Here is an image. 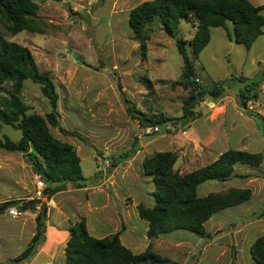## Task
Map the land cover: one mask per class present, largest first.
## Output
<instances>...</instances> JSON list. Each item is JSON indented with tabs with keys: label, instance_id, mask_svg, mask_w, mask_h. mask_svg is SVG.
<instances>
[{
	"label": "rangeland",
	"instance_id": "374dc122",
	"mask_svg": "<svg viewBox=\"0 0 264 264\" xmlns=\"http://www.w3.org/2000/svg\"><path fill=\"white\" fill-rule=\"evenodd\" d=\"M34 1L38 4L34 20L41 32L22 30L12 35L1 20L0 30L7 41L26 46L37 68L50 74L58 95L59 124L66 130L78 131L84 137L82 141L61 133L57 127L48 126L53 136L74 146L86 179L84 187H97L102 183L110 193L113 207L121 212L125 203H130L123 211L120 223L125 226L122 234L126 239L129 237L131 242L123 239L122 243L134 253L143 252L150 244L154 253L165 258L166 262L157 264H230L232 259L237 264L238 248L231 233L236 220H261V225L258 223L257 226H261L264 237V213L258 218L247 215L233 219L229 215L227 223L218 217L219 224L218 228L214 227L215 230L211 229L210 219L208 225L205 223L210 235L208 240V236L177 229L162 234L165 237L158 235L153 243H149L145 238L147 223L139 217L135 206L142 203L150 207L153 203L151 193L154 184L150 177L143 176L141 163L144 157L155 152H175L177 158L173 169L182 174L209 162L210 149L212 155V150L227 145V149L262 154L259 167L240 164L237 166L239 171L264 170V33L249 49L229 39L222 27L210 28V40L196 56L192 54V46L186 44L196 80L202 87L210 88L218 79H233L228 81L229 86L225 87L219 99L212 100L206 96L195 104L193 110L196 117L185 123L180 117L189 88L172 83L180 79L183 71V60L175 39L189 41L196 30L193 19L190 22L181 21L174 38L165 34L158 21L148 24L145 31L149 39L146 42V58L143 59L138 40L128 24V12L145 0ZM249 1L264 7V0ZM227 26L232 30L231 22L227 21ZM240 76L251 80L262 78L255 89L257 96L251 98L252 110L247 113L238 104V91L243 86L238 82ZM117 77L123 92L140 110L147 115L163 114L173 119L166 126L169 132L141 127L136 119L127 114L117 89ZM21 99L29 106V112L44 115L51 109L49 100L41 93L40 85L30 79L24 80ZM3 134L14 142L21 137L19 130L0 122V135ZM215 141L218 146L213 145ZM134 142L138 144L136 153L128 160L116 162L119 170L126 174L131 171L129 177L124 178L120 171L111 175L116 167H113V162L131 150ZM0 152L5 154L0 156V242L3 244L6 239L2 236L3 232L7 230L10 235L8 247L0 250V259L7 260L0 264H9L7 261L17 256L31 238L39 209L23 210L22 215L12 218L6 213L5 204L18 200L17 205L20 206L36 199L35 181L39 175H32V166L28 165L21 153L1 148ZM186 160L188 162L185 163ZM249 178L252 187L264 185V171ZM74 185L68 183L63 186L69 189ZM52 190L55 191L54 188ZM46 191V198L51 196L54 202L46 205V223H50L54 217L51 209L55 208L56 201L71 196L76 200L69 199L61 204V209L70 215L71 221H77L82 212L81 215L88 219L90 235L96 233L97 237H103L112 233L117 219L109 212L106 218L101 213L102 221L106 222L93 225L98 221V216L94 211H88V206L85 207L88 203L85 194L89 196L87 190L55 195L54 198L51 189ZM104 198L105 193H98L89 203L101 204ZM77 200L82 208L76 213L78 208L72 202L78 203ZM261 205L255 211L264 212V208L260 209ZM93 227L97 229L96 232ZM174 236L196 238L192 246L186 247L170 244L169 238ZM247 242L248 239L242 245H247ZM238 264L248 263L242 261Z\"/></svg>",
	"mask_w": 264,
	"mask_h": 264
},
{
	"label": "trees",
	"instance_id": "16d2710c",
	"mask_svg": "<svg viewBox=\"0 0 264 264\" xmlns=\"http://www.w3.org/2000/svg\"><path fill=\"white\" fill-rule=\"evenodd\" d=\"M38 4L34 0H0V20L5 29L12 35L22 30L41 32L34 20ZM196 22V30L189 41L175 39V44L183 60V71L180 79L173 84L189 88L188 96L182 103L180 119L187 123L196 117L194 105L203 101L206 96L212 100L221 97L228 81L233 78L218 79L210 88L202 87L196 80L193 64L186 50V44L192 46V54L198 55L210 40V28L222 27L229 39L242 43L249 49L253 42L262 35L264 27V7L254 5L249 0H145L132 7L128 12V24L138 40L142 58H146L149 39L146 26L158 21L166 35L174 38L181 21ZM232 23V30L227 26ZM264 71L262 72V77ZM30 79L40 85L41 93L50 103L51 109L44 115L29 112V106L21 99L24 80ZM260 80L238 77L242 88L238 91V104L244 109L246 101L257 96L255 89ZM6 86V87H5ZM149 86V84H147ZM117 89L127 114L138 121L141 127L158 126L165 129L172 118L163 114L147 115L140 110L123 92L117 77ZM0 122L17 129L21 133L18 141L0 135V148L8 152H19L31 164L50 189L52 184L63 185L75 182L83 186L86 180L81 172L80 158L74 146L53 136L49 125L57 127L65 135L84 141V137L75 130L63 128L59 117L58 95L54 82L48 72L40 71L31 51L15 42H9L0 30ZM247 113V112H245ZM134 142L131 150L118 156L117 163L130 159L137 151ZM177 154L173 151H159L143 159L141 167L144 176L151 177L154 183L152 206L138 203L135 207L140 218L148 223L147 237L182 229L208 236L205 222L214 212L239 204L251 197L250 188L231 187L227 190L210 192L204 196L197 195V186L206 180L225 181L232 177L236 164L258 166L262 162L260 152L227 149L221 152L212 162L186 173L180 174L173 169ZM117 162V163H116ZM51 191H53L51 189ZM51 197V196H48ZM18 200L7 201V205H17ZM38 200L32 199L20 205L23 211L35 209ZM264 208V203L260 209ZM264 212L254 211L249 216L260 217ZM47 206L41 203L35 216V232L25 248L7 261L19 264L29 259L39 244L45 240ZM248 216V217H249ZM245 218V217H244ZM121 228L109 235L96 238L89 234L86 221L81 218L71 224L69 237L64 248L65 264H157L166 262L165 258L154 253L150 244L141 253H133L120 240ZM250 255L258 264H264V237L257 236L250 245ZM232 259L230 264H234Z\"/></svg>",
	"mask_w": 264,
	"mask_h": 264
},
{
	"label": "crops",
	"instance_id": "0c3cea01",
	"mask_svg": "<svg viewBox=\"0 0 264 264\" xmlns=\"http://www.w3.org/2000/svg\"><path fill=\"white\" fill-rule=\"evenodd\" d=\"M213 145H217V141L213 142ZM225 150H227V145H226L225 148H215L214 150H212V155H211V149H210V151H208V153H209L208 156H211V159L206 164L212 162L214 159L217 158V156L221 152H223ZM2 154H4V153L0 152V156ZM215 154H217L216 157H214ZM23 159H25V161L28 162L25 157ZM186 162H188V161L186 160L185 163ZM29 164L30 163L28 162V165ZM206 164H204V165H206ZM259 165L255 166V167H259ZM237 166H241V165L240 164H236L234 166V170H233V174H232L231 178H229V179H227L225 181H222V182L221 181H217V180H214V181H211V180L207 181L206 180V181L201 182L197 186L196 192H197L198 196H204V195H206V194H208L210 192L220 191V189L227 190V189H229L231 187H237V188H246L247 187V188L251 189V197L248 200H246L244 202H241L239 204L224 208V209L219 210L217 212H214L211 215V217L206 222H207V225H208V221L210 219H212L211 220V229L212 230H215V228H218V226H217L219 224L218 223V217H221L219 220L220 221L223 220L224 223H227L229 215H231L233 219L239 218V217L244 218L247 215L252 214L264 202V185L262 184V185L257 186V187H252L251 183H250V178H249L251 176H254L255 174L257 175L259 173H263L264 170H262V169H259V170L251 169L250 171H248V170H244L243 169V171L242 170L239 171L237 169ZM141 169H142V167H141ZM101 171L103 173V170H101ZM115 171L122 172V175H123L124 178L127 177V176L129 177V174L131 172L130 171V172H128L126 174L125 171L119 170V165L116 166L113 169L111 175H113V173ZM31 173H33V170H31ZM32 175H35V173H33ZM145 177H149V176H145ZM247 178H249V180H247ZM32 182H33V180H32ZM71 183L75 184V185H74V188H69V189H67V186L66 187L63 186V185H66L68 183H65L63 185L52 184L50 189L54 188V190H55V191H53L52 198H54L55 195H60V194H64V193L71 194V193L79 191L80 189H85L89 193V196H87L85 194V200L88 202L85 205V207L88 206V208H89L88 211H92V212L94 211L95 214L98 216L97 217L98 221H96L95 224H93V225L100 224V223L103 224L104 222H106V221H102V215H103V217L106 218V213L109 212L110 215H112V216L115 215V217L117 219L116 220L117 222L113 226L112 233L118 231L121 228V223H120L121 222V218L123 219L124 212L127 210L126 208L130 204L129 202L125 203V208L121 212V211H119V210H117L116 208L113 207V203H111L110 193L106 191V188L104 186H102V183H101V185H98L97 187H91V188L84 187L85 185L80 186V185H78L75 182H71ZM215 183H216V185H215ZM26 187H27V184H26ZM212 187H216V188L212 189ZM23 192H26V191L24 190ZM98 193H105V198L103 200V203H101V204H93V205L90 204L89 200H91L93 198V196H95ZM151 195H152L153 203H154L153 192L151 193ZM69 199H70V201H71V199L72 200H76L74 197H71V196L68 199H66V200H64V199H58L57 201L55 200L56 201V206H55V208L51 209L52 212H53L54 217H53V219L51 220L50 223H46L45 240L41 244L38 245V247L36 248L34 254L29 259L24 260L21 264H65L64 248H65L66 242H67L68 237H69L70 226H71L72 223H74V221H71V219L69 217L70 215L68 216L66 214V212H64L61 209V204H62L63 201L67 202ZM77 201H78V203H75V204H74V202H72L74 207L78 208V210L75 211L76 213L80 212L81 208H82L81 202L79 200H77ZM153 203H152V205H153ZM33 210L35 211L36 209H33ZM51 210L49 209V212ZM101 213H102V215H101ZM122 213H123V215H122ZM69 214H70V212H69ZM81 214H82V212L79 213V215H78L76 220L84 218L85 221H86V226L88 228V225H89L88 219L84 215H81ZM259 222H257V221L253 222L249 218L244 219V221L236 220L235 227L231 231V233H232L233 241L234 240L236 241L235 242V246H236V248H238L237 249V254H238V256H237V259H238L237 264L242 262V261L247 262L248 264H258L252 259L249 249H250V245L253 242V240L257 236L263 235V233L261 232V228H260L261 226H257ZM34 223H35V219H34ZM146 223H147V221H146ZM207 225H206V228H205V224H204V228H205L206 232L208 231ZM259 225H261V224L259 223ZM147 227H148V223H147ZM147 227H146V230H147ZM33 229H34V232H35V224H34V228ZM93 230L95 232L97 231V229L94 228V227H93ZM124 230H125V226H124ZM34 232H33V234H34ZM112 233H110V234H112ZM252 233H253V235H251ZM0 234H1V230H0ZM91 235L94 236V237H97L96 233H91ZM2 236L6 237V239H5V242L3 244L0 242V250L3 249V248H7L8 247L7 243L9 241V236L10 235H9V232L6 230V233L3 232ZM162 236L165 237V235H162ZM162 236H160L159 238H161ZM247 236H249L247 238L248 239L247 245H242L247 240V239H245ZM97 238H101V237H97ZM145 238H147V240H149V243H153V241L155 239H157L158 237H154L153 239H149L147 237V235H145ZM194 238H196V237L174 236L172 238H169V241H170L169 243L170 244L172 243L173 245H179V246H186L187 247V246H192V242L194 241ZM123 239L124 240H128L127 242H131L129 240V237L126 239L125 234L123 235L121 233L120 234L121 242H123ZM147 246H148V244L146 245V247ZM241 246L243 247V251L241 250ZM209 252L211 253L210 250H209ZM240 252H241V254H240ZM6 260H7V258L6 259H0V263L4 262Z\"/></svg>",
	"mask_w": 264,
	"mask_h": 264
},
{
	"label": "built area",
	"instance_id": "2783aa9c",
	"mask_svg": "<svg viewBox=\"0 0 264 264\" xmlns=\"http://www.w3.org/2000/svg\"><path fill=\"white\" fill-rule=\"evenodd\" d=\"M252 101L253 99L251 98L246 101V105L244 107L245 112H249L252 110ZM166 126H164L165 129H166ZM149 127L151 130H155V131L160 130L158 126H155V127L149 126ZM45 187L46 186H45L44 181H42L39 176H36L34 197L36 198L35 200L39 201V203H37L35 206L37 209L40 208L41 203H44L46 205L53 203V200L51 198L49 199L46 198V194L44 192ZM5 209H6V213L12 218H17L22 214V210L19 208L18 205H7Z\"/></svg>",
	"mask_w": 264,
	"mask_h": 264
},
{
	"label": "water",
	"instance_id": "95a60500",
	"mask_svg": "<svg viewBox=\"0 0 264 264\" xmlns=\"http://www.w3.org/2000/svg\"><path fill=\"white\" fill-rule=\"evenodd\" d=\"M57 120H59V117H57Z\"/></svg>",
	"mask_w": 264,
	"mask_h": 264
},
{
	"label": "bare ground",
	"instance_id": "6f19581e",
	"mask_svg": "<svg viewBox=\"0 0 264 264\" xmlns=\"http://www.w3.org/2000/svg\"><path fill=\"white\" fill-rule=\"evenodd\" d=\"M53 204H54V202H53Z\"/></svg>",
	"mask_w": 264,
	"mask_h": 264
}]
</instances>
